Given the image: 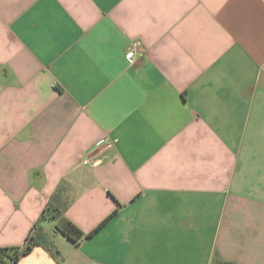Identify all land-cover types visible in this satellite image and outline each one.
Instances as JSON below:
<instances>
[{
	"label": "crops",
	"instance_id": "crops-1",
	"mask_svg": "<svg viewBox=\"0 0 264 264\" xmlns=\"http://www.w3.org/2000/svg\"><path fill=\"white\" fill-rule=\"evenodd\" d=\"M58 189L15 264H264V0H0V248Z\"/></svg>",
	"mask_w": 264,
	"mask_h": 264
},
{
	"label": "trees",
	"instance_id": "trees-1",
	"mask_svg": "<svg viewBox=\"0 0 264 264\" xmlns=\"http://www.w3.org/2000/svg\"><path fill=\"white\" fill-rule=\"evenodd\" d=\"M59 189L53 195L50 203L43 211L38 222L34 225L31 233L26 239L22 251H19L18 249L0 248V264H15L22 254L31 251L35 247H41L48 251L52 257L57 258L59 256V252L50 237L44 233V229L41 224L42 221L48 217L50 219H56V229L77 246L83 240L90 238L94 232L105 223L103 222L96 230L89 234H84L81 232L74 224L64 218L63 214L67 205L61 202V204L57 207L52 206L53 201L59 197Z\"/></svg>",
	"mask_w": 264,
	"mask_h": 264
},
{
	"label": "built area",
	"instance_id": "built-area-1",
	"mask_svg": "<svg viewBox=\"0 0 264 264\" xmlns=\"http://www.w3.org/2000/svg\"><path fill=\"white\" fill-rule=\"evenodd\" d=\"M138 47H139V44H136L134 48H130L126 52V60L128 61L130 65H133L135 63V58H136L137 53H139L140 56L142 57V50H140V47L139 48ZM102 145H103V142H102Z\"/></svg>",
	"mask_w": 264,
	"mask_h": 264
}]
</instances>
